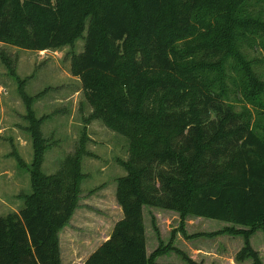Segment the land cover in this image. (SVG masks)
<instances>
[{
  "label": "trees",
  "instance_id": "trees-1",
  "mask_svg": "<svg viewBox=\"0 0 264 264\" xmlns=\"http://www.w3.org/2000/svg\"><path fill=\"white\" fill-rule=\"evenodd\" d=\"M249 1L0 0V42L42 51L85 39L71 72L94 108L88 121L100 119L129 139V158L118 159L126 174L116 179L123 217L84 264H175L156 261L171 250L201 264L173 246L175 231L147 255L145 206L248 227L188 235L182 220L178 230L187 238L242 234L236 261L264 264L250 243L264 230V135L225 101L230 58L248 98L264 91L239 48L248 34L264 32L263 20L245 14ZM23 85L32 192L19 212L0 216V264H62L58 233L78 207L89 137L84 127L75 153L44 173L45 118ZM214 111L216 123L207 126ZM155 164L172 167L161 175V192L147 182ZM153 226L159 234L154 219Z\"/></svg>",
  "mask_w": 264,
  "mask_h": 264
},
{
  "label": "rangeland",
  "instance_id": "rangeland-1",
  "mask_svg": "<svg viewBox=\"0 0 264 264\" xmlns=\"http://www.w3.org/2000/svg\"><path fill=\"white\" fill-rule=\"evenodd\" d=\"M245 14L264 21V0L249 1ZM261 33L248 34L241 39L239 48L258 80L264 84V32ZM84 45L85 39L80 38L74 44L39 51L0 42V216L19 212L25 205V196L32 192L28 168L34 159V147L29 130L30 121L26 117L27 104L20 91L24 83L23 90L35 97L32 109L36 116L45 118L41 125L42 135L48 145L41 166L44 173H56L66 158L75 153L86 127L89 137L86 147L90 155L83 157L82 171L86 178L82 183L73 220L79 235L78 251L83 250L82 241L85 240L88 250L83 253L86 255L107 238L113 223L121 216L116 200V179L125 175L126 170L118 159L129 158V139L106 126L100 119L88 121L94 108L84 94L81 80L71 72L72 58L84 50ZM226 70L234 77L227 79L229 98L225 101L264 135V91L259 96L248 98L242 89L244 85L239 86V68L232 58ZM216 117V112H211L207 126L215 124ZM171 170L168 164H155L147 182L161 192V175ZM153 219L159 234L154 229ZM182 220L184 226L187 224L185 231L188 235L213 233L231 226L248 229L207 217L187 215L182 219L178 211L145 206L144 222L149 229L147 236L150 248L157 249L160 239L165 244L169 243L175 231L173 246L180 250L182 247L185 250L200 247L198 260L201 264H247L252 261L238 262L235 259L245 243L242 234L222 232L187 238L178 230ZM188 239H194L190 245L184 243ZM176 242L180 245H176ZM67 243L66 238L63 240L65 260L69 255ZM250 243L264 262V230L257 229L250 236ZM185 250L182 251L188 255ZM159 257V263L189 264L173 250ZM78 258L81 262L84 256L79 255Z\"/></svg>",
  "mask_w": 264,
  "mask_h": 264
},
{
  "label": "crops",
  "instance_id": "crops-1",
  "mask_svg": "<svg viewBox=\"0 0 264 264\" xmlns=\"http://www.w3.org/2000/svg\"><path fill=\"white\" fill-rule=\"evenodd\" d=\"M117 187V186H116ZM117 200V199H116ZM117 204H118V207L121 209V206L119 205V203L117 202ZM145 208V207H144ZM76 210H77V208L75 209V211H74V213H73V215H72V217L70 218V220L68 221V223L59 231V233H58V236H59V244H60V251H61V261H62V264H84L85 263V261H86V259L105 241V240H107L109 237H110V235H111V233H112V231H113V228H114V226H115V224H116V222L118 221V220H120L122 217H123V211H122V209L120 210V213H121V216L118 218V219H116L115 220V222L113 223V225H112V231H111V233L110 234H108V236H107V238L105 239V240H103L102 242H99L98 243V246H96L93 250H90V252L89 253H87L86 255L83 253L85 250H88V249H86V247H88L87 246V244H86V241L84 240V241H82V244H83V246L85 247H83V248H81V249H83L82 251H78V249H79V247L77 248V246H78V232H77V230L75 229V223L73 222V220H74V217H75V213H76ZM168 210V209H167ZM146 226V240H147V255L149 256V255H151V253L155 250V247H153V248H150V245H149V241H148V236H147V232H149L148 230V228H147V225H145ZM186 226H187V224H186ZM186 226L184 227V229L185 230H187V228H186ZM179 232V231H178ZM180 233V232H179ZM179 233H178V237H179ZM66 238H67V240H68V247H67V249L69 250V255H68V257H67V260H65L64 259V256H63V252H64V248H65V246L63 245V240H66ZM177 239V238H176ZM191 240H194V239H188L187 241H184V243L186 244V245H190V241ZM176 243H178V242H176ZM176 245H180L179 243L178 244H176ZM182 247V246H181ZM182 250H185L183 247L181 248ZM187 253H188V255H189V257L190 258H192L194 261H196V262H198V263H200L199 262V256H200V254H201V249H200V247H198V248H195V249H192V247H191V250H190V248L189 249H187V250H185ZM79 255H83L84 256V259L83 260H81V262L79 261ZM167 257V256H166ZM159 259H161V257H157L156 258V261L158 262V261H161V260H159ZM249 263V262H248Z\"/></svg>",
  "mask_w": 264,
  "mask_h": 264
}]
</instances>
